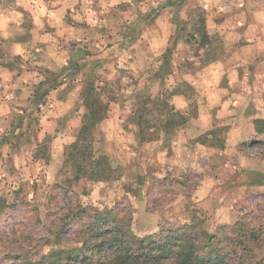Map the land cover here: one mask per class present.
<instances>
[{
    "label": "rangeland",
    "instance_id": "rangeland-1",
    "mask_svg": "<svg viewBox=\"0 0 264 264\" xmlns=\"http://www.w3.org/2000/svg\"><path fill=\"white\" fill-rule=\"evenodd\" d=\"M257 3L0 0V264H47L52 250L65 264L104 210L139 237L192 223L231 235L245 264H264V133L247 135L242 110L219 116L204 77L228 51L215 25ZM173 92L188 120L141 142L133 113L163 121ZM84 126L79 144L113 180L75 179L67 153Z\"/></svg>",
    "mask_w": 264,
    "mask_h": 264
},
{
    "label": "trees",
    "instance_id": "trees-1",
    "mask_svg": "<svg viewBox=\"0 0 264 264\" xmlns=\"http://www.w3.org/2000/svg\"><path fill=\"white\" fill-rule=\"evenodd\" d=\"M202 23L203 19H199ZM202 41L207 39L202 32ZM55 87H52L54 89ZM173 92L165 97L161 111L165 112V119L154 125L145 119L148 109L142 107L138 114L133 113L132 119L138 130L141 142H152L159 130L170 131L186 123L188 118L175 111L169 105ZM181 95V94H180ZM93 103V102H92ZM96 111L97 108L95 107ZM94 113V112H93ZM154 132L150 133V129ZM87 131L83 127L81 136L69 147L68 162L74 167L75 179L82 177L94 182L113 180V172L104 157H93L87 142L88 137H82ZM108 210L95 211L89 223L90 231L83 235V246L71 251L65 264H245L247 259L238 254L231 235L218 236L209 234L205 230H194L195 223L181 225L177 228L168 226L159 233L139 237L123 229V224ZM67 225V224H66ZM190 229V230H189ZM193 229V231H192ZM65 251L52 250L42 257L47 264H60ZM240 256V257H239ZM43 264V263H42Z\"/></svg>",
    "mask_w": 264,
    "mask_h": 264
},
{
    "label": "crops",
    "instance_id": "crops-1",
    "mask_svg": "<svg viewBox=\"0 0 264 264\" xmlns=\"http://www.w3.org/2000/svg\"><path fill=\"white\" fill-rule=\"evenodd\" d=\"M256 6L252 12H248L249 17L240 18V21L228 27L222 23L215 25L218 34H222V30L223 33L230 30L225 34L228 51L223 60L214 61L206 69L210 76H204L211 79V93L217 95L215 103L219 116L224 111L235 110L240 113L242 110L238 118L247 127V135L264 133L255 129V121H264V0H258ZM222 79H225L223 88L220 86ZM221 89H226L227 97H220ZM256 94H260V99H255ZM175 100L179 102L181 98L174 96Z\"/></svg>",
    "mask_w": 264,
    "mask_h": 264
}]
</instances>
